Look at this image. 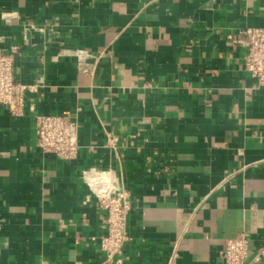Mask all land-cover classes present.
Segmentation results:
<instances>
[{
    "label": "crops",
    "instance_id": "obj_1",
    "mask_svg": "<svg viewBox=\"0 0 264 264\" xmlns=\"http://www.w3.org/2000/svg\"><path fill=\"white\" fill-rule=\"evenodd\" d=\"M248 27L264 0H0V51L20 46L15 78L38 85L34 111L0 104V264H105L92 167L131 196L123 264H225L240 232L264 264V86L229 38ZM69 112L73 161L36 143L37 114Z\"/></svg>",
    "mask_w": 264,
    "mask_h": 264
},
{
    "label": "built area",
    "instance_id": "obj_2",
    "mask_svg": "<svg viewBox=\"0 0 264 264\" xmlns=\"http://www.w3.org/2000/svg\"><path fill=\"white\" fill-rule=\"evenodd\" d=\"M13 13H5L6 20ZM233 43L246 47L244 66L258 85L264 86V27H248L238 31L237 36L229 35ZM20 46H13L10 52L0 51V104L5 106L14 117L22 116L27 109L34 111V106H27V96L37 91L38 85L25 84L15 78V57ZM77 68L81 72H90L91 59L95 54L89 49H79L75 53ZM79 129L77 115L73 113L36 115V135L38 148L46 153H53L65 161H73L79 157ZM118 137L111 135L108 146L116 148ZM91 176H85L92 196L97 200L104 213L105 232L92 239L98 241L100 249L105 253V264H123L124 245L129 239L128 216L132 211V201L122 178L113 170L90 169ZM92 175H95L93 177ZM249 238L245 232L228 238L222 251L225 264H250ZM264 257V249L259 253Z\"/></svg>",
    "mask_w": 264,
    "mask_h": 264
}]
</instances>
